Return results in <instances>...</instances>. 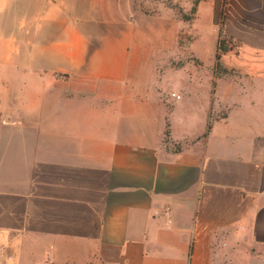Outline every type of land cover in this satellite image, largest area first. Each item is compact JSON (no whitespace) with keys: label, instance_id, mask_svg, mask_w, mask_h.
Instances as JSON below:
<instances>
[{"label":"crops","instance_id":"1","mask_svg":"<svg viewBox=\"0 0 264 264\" xmlns=\"http://www.w3.org/2000/svg\"><path fill=\"white\" fill-rule=\"evenodd\" d=\"M173 1L0 0V264H264V0L165 89Z\"/></svg>","mask_w":264,"mask_h":264},{"label":"rangeland","instance_id":"2","mask_svg":"<svg viewBox=\"0 0 264 264\" xmlns=\"http://www.w3.org/2000/svg\"><path fill=\"white\" fill-rule=\"evenodd\" d=\"M161 1V0H160ZM165 1V0H164ZM201 0H174V43L169 50L160 49L158 70L160 81L165 89H178L184 83L208 82L213 70L217 69L223 77H229L227 70L230 60L225 65L218 61L215 53L216 43H219L222 52L231 49L233 38L244 34L246 29L231 26L228 16L221 17L220 24L216 26L212 20L213 13L208 10L198 11ZM190 5V10L183 7ZM164 29L158 26V35L164 34ZM173 46V47H172ZM228 66V67H227ZM213 83V81H212Z\"/></svg>","mask_w":264,"mask_h":264},{"label":"built area","instance_id":"3","mask_svg":"<svg viewBox=\"0 0 264 264\" xmlns=\"http://www.w3.org/2000/svg\"><path fill=\"white\" fill-rule=\"evenodd\" d=\"M171 96H172V98H175L177 100L181 99V96L180 95H177L175 93H173Z\"/></svg>","mask_w":264,"mask_h":264},{"label":"trees","instance_id":"4","mask_svg":"<svg viewBox=\"0 0 264 264\" xmlns=\"http://www.w3.org/2000/svg\"><path fill=\"white\" fill-rule=\"evenodd\" d=\"M219 59H220V57L218 56V57H217V60L219 61Z\"/></svg>","mask_w":264,"mask_h":264}]
</instances>
